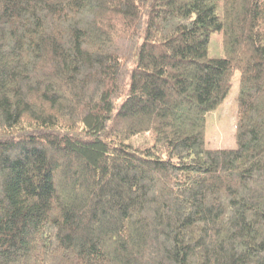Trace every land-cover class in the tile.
<instances>
[{
	"label": "trees",
	"instance_id": "16d2710c",
	"mask_svg": "<svg viewBox=\"0 0 264 264\" xmlns=\"http://www.w3.org/2000/svg\"><path fill=\"white\" fill-rule=\"evenodd\" d=\"M0 264H264V0H0Z\"/></svg>",
	"mask_w": 264,
	"mask_h": 264
},
{
	"label": "rangeland",
	"instance_id": "374dc122",
	"mask_svg": "<svg viewBox=\"0 0 264 264\" xmlns=\"http://www.w3.org/2000/svg\"><path fill=\"white\" fill-rule=\"evenodd\" d=\"M208 53L212 59L226 57L222 32L216 31L211 34ZM240 76L241 73L237 70L233 76L230 94L221 106L207 116L206 144L209 148L235 149L238 146L236 129L239 120ZM155 139L154 132H145L136 135L129 142L135 148L145 150L154 145Z\"/></svg>",
	"mask_w": 264,
	"mask_h": 264
}]
</instances>
